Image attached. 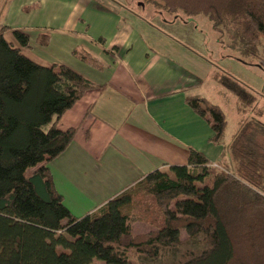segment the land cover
Segmentation results:
<instances>
[{"label": "trees", "instance_id": "1", "mask_svg": "<svg viewBox=\"0 0 264 264\" xmlns=\"http://www.w3.org/2000/svg\"><path fill=\"white\" fill-rule=\"evenodd\" d=\"M147 1L169 15L206 17L220 45L262 59L264 0ZM36 43L47 47L50 35ZM30 47L27 33L0 23V264H264L261 110L225 143L224 111L186 96L209 125V142L222 147L216 167L190 150L186 164L154 170L97 211L75 217L48 165L78 131L61 130L58 121L97 86L66 65L35 63L22 52ZM81 59L102 69L88 53ZM218 73L213 79L236 97L238 109H254L253 89Z\"/></svg>", "mask_w": 264, "mask_h": 264}, {"label": "crops", "instance_id": "2", "mask_svg": "<svg viewBox=\"0 0 264 264\" xmlns=\"http://www.w3.org/2000/svg\"><path fill=\"white\" fill-rule=\"evenodd\" d=\"M101 40L95 48L114 57L116 73L102 76L105 63L100 55L80 45L102 69L82 60L77 68L68 67L97 89L85 93L58 121L59 129L78 131L48 165L57 192L75 217L97 211L154 170L186 164L190 150L202 153L213 165L222 151L209 142V125L185 103L189 89L176 58L153 49L128 25L116 26L110 38Z\"/></svg>", "mask_w": 264, "mask_h": 264}, {"label": "rangeland", "instance_id": "3", "mask_svg": "<svg viewBox=\"0 0 264 264\" xmlns=\"http://www.w3.org/2000/svg\"><path fill=\"white\" fill-rule=\"evenodd\" d=\"M0 23L29 35L31 49L25 52L40 65L58 63L77 68L83 54L80 45H87L105 63L102 76L115 74L117 63L108 52H97L95 47L101 37L110 38L116 26H131L153 49L179 61L178 72L189 95L204 97L224 111L225 143L258 109L263 112L260 121L264 124V42L261 60L246 59L217 42V33L204 16L169 15L147 0H0ZM40 34L50 35L47 47L37 45ZM4 37L14 42L11 31ZM173 45L176 47L168 48ZM218 72L228 73L253 89L257 95L254 109L244 113L238 109L236 97L213 79ZM136 231L143 232L145 227L136 225Z\"/></svg>", "mask_w": 264, "mask_h": 264}, {"label": "built area", "instance_id": "4", "mask_svg": "<svg viewBox=\"0 0 264 264\" xmlns=\"http://www.w3.org/2000/svg\"><path fill=\"white\" fill-rule=\"evenodd\" d=\"M214 167H216V165H214Z\"/></svg>", "mask_w": 264, "mask_h": 264}]
</instances>
